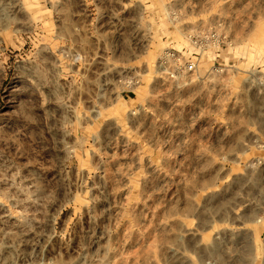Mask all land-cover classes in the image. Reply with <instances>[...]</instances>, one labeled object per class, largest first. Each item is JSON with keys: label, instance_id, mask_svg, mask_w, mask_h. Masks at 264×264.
Masks as SVG:
<instances>
[{"label": "rangeland", "instance_id": "374dc122", "mask_svg": "<svg viewBox=\"0 0 264 264\" xmlns=\"http://www.w3.org/2000/svg\"><path fill=\"white\" fill-rule=\"evenodd\" d=\"M0 264H264V0H0Z\"/></svg>", "mask_w": 264, "mask_h": 264}, {"label": "built area", "instance_id": "2783aa9c", "mask_svg": "<svg viewBox=\"0 0 264 264\" xmlns=\"http://www.w3.org/2000/svg\"><path fill=\"white\" fill-rule=\"evenodd\" d=\"M187 37H188V40H190L191 44L200 51H204L209 46H216L217 48L220 47V44L219 43L217 44L218 40H220L219 36L215 33L213 34H209V33L190 34ZM176 55L173 53H168L167 58L169 60L172 59L175 61L176 69L178 70V72H182V73L195 72L196 65L194 63L181 64L180 60H177ZM174 77L175 76H173V78Z\"/></svg>", "mask_w": 264, "mask_h": 264}]
</instances>
